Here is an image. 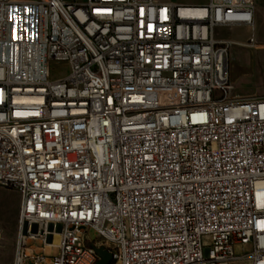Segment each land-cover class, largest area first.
Instances as JSON below:
<instances>
[{
	"label": "built area",
	"instance_id": "2783aa9c",
	"mask_svg": "<svg viewBox=\"0 0 264 264\" xmlns=\"http://www.w3.org/2000/svg\"><path fill=\"white\" fill-rule=\"evenodd\" d=\"M254 8L0 0L7 264H264V95L233 92L224 35Z\"/></svg>",
	"mask_w": 264,
	"mask_h": 264
},
{
	"label": "rangeland",
	"instance_id": "374dc122",
	"mask_svg": "<svg viewBox=\"0 0 264 264\" xmlns=\"http://www.w3.org/2000/svg\"><path fill=\"white\" fill-rule=\"evenodd\" d=\"M178 3L203 4L207 0H172ZM251 29L236 28L226 32L235 43L229 51V75L237 94L264 95V5L257 7L255 1ZM253 34L254 42L247 41ZM19 196L11 189L0 188V264L11 262L17 228ZM93 237V232L90 231ZM242 264H245L241 262Z\"/></svg>",
	"mask_w": 264,
	"mask_h": 264
},
{
	"label": "water",
	"instance_id": "95a60500",
	"mask_svg": "<svg viewBox=\"0 0 264 264\" xmlns=\"http://www.w3.org/2000/svg\"><path fill=\"white\" fill-rule=\"evenodd\" d=\"M95 250L99 257L95 264H110L112 258L110 252H108L103 246L97 247Z\"/></svg>",
	"mask_w": 264,
	"mask_h": 264
},
{
	"label": "crops",
	"instance_id": "0c3cea01",
	"mask_svg": "<svg viewBox=\"0 0 264 264\" xmlns=\"http://www.w3.org/2000/svg\"><path fill=\"white\" fill-rule=\"evenodd\" d=\"M256 1L257 7H259L262 3L264 5V0H254V3Z\"/></svg>",
	"mask_w": 264,
	"mask_h": 264
},
{
	"label": "bare ground",
	"instance_id": "6f19581e",
	"mask_svg": "<svg viewBox=\"0 0 264 264\" xmlns=\"http://www.w3.org/2000/svg\"><path fill=\"white\" fill-rule=\"evenodd\" d=\"M241 262H243L245 264H249V262L247 260H242Z\"/></svg>",
	"mask_w": 264,
	"mask_h": 264
}]
</instances>
